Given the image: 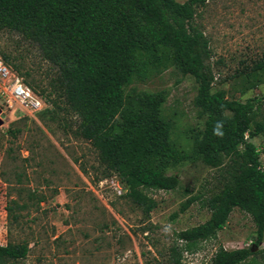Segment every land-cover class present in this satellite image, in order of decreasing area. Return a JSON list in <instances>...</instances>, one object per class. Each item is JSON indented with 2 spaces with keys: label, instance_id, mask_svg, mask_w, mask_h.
<instances>
[{
  "label": "trees",
  "instance_id": "16d2710c",
  "mask_svg": "<svg viewBox=\"0 0 264 264\" xmlns=\"http://www.w3.org/2000/svg\"><path fill=\"white\" fill-rule=\"evenodd\" d=\"M206 1L0 0V34L35 46L51 65V93L79 117V136L98 152L107 172L118 174L127 200L149 213L155 202L146 191H171L179 185L176 176L166 173L169 169L197 160L213 171L206 194L190 196L178 210L184 213L201 201L209 218L175 234L183 249L170 247L168 264H181L182 250L215 238L234 208L251 217L255 240L235 250L219 247L210 264H242L264 237V167L251 142L264 135V123L255 119L264 93L240 101L212 89L209 41L196 23ZM0 57L21 72L11 54L0 51ZM167 68L196 84L193 105L203 124L192 136L189 152L170 137L171 125L161 115L162 93H139L136 108L126 103L125 88L132 82ZM239 73L247 90L262 84L264 57ZM9 203L7 216L16 221V202ZM28 252L26 243H7L0 246V264L23 259Z\"/></svg>",
  "mask_w": 264,
  "mask_h": 264
},
{
  "label": "rangeland",
  "instance_id": "374dc122",
  "mask_svg": "<svg viewBox=\"0 0 264 264\" xmlns=\"http://www.w3.org/2000/svg\"><path fill=\"white\" fill-rule=\"evenodd\" d=\"M196 23L209 41L212 89L223 90L228 99L260 97L264 82L247 90L239 72L264 57V0H207ZM0 51L16 58L12 64L21 72L15 74L45 102L39 114H29L16 104L8 107L0 94V246L29 247L25 258L8 264H168L170 247L183 249L175 234L209 218L201 201L184 213L178 210L190 196L206 194L213 171L197 160L169 169L166 173L178 178V187L146 191L155 207L145 213L123 196L126 189L118 174L107 172L98 152L79 136V117L51 93V65L38 49L16 35L0 34ZM142 92L164 95L161 115L171 125L170 137L189 152L191 138L203 124L193 105L192 77L167 68L134 81L125 88L127 105L136 108ZM255 119L264 123V102ZM251 142L264 167V135ZM11 201L16 202V221L6 212ZM254 240L251 217L234 208L215 238L182 250L181 264H210L219 247L235 250ZM252 253L242 264H264V237Z\"/></svg>",
  "mask_w": 264,
  "mask_h": 264
},
{
  "label": "built area",
  "instance_id": "2783aa9c",
  "mask_svg": "<svg viewBox=\"0 0 264 264\" xmlns=\"http://www.w3.org/2000/svg\"><path fill=\"white\" fill-rule=\"evenodd\" d=\"M0 94L6 105L11 107L16 104L22 111L29 114H39L44 100L40 99L31 89L23 84L22 80L13 72L9 66L5 65L0 58ZM247 139V133L245 134ZM120 195V188H115Z\"/></svg>",
  "mask_w": 264,
  "mask_h": 264
},
{
  "label": "water",
  "instance_id": "95a60500",
  "mask_svg": "<svg viewBox=\"0 0 264 264\" xmlns=\"http://www.w3.org/2000/svg\"><path fill=\"white\" fill-rule=\"evenodd\" d=\"M3 124V122L0 120V126Z\"/></svg>",
  "mask_w": 264,
  "mask_h": 264
}]
</instances>
